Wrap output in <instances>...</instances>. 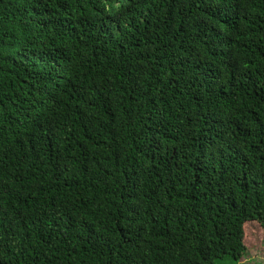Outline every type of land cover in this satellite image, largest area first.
Masks as SVG:
<instances>
[{"label":"trees","instance_id":"16d2710c","mask_svg":"<svg viewBox=\"0 0 264 264\" xmlns=\"http://www.w3.org/2000/svg\"><path fill=\"white\" fill-rule=\"evenodd\" d=\"M247 223L264 0H0V264L241 263Z\"/></svg>","mask_w":264,"mask_h":264},{"label":"rangeland","instance_id":"374dc122","mask_svg":"<svg viewBox=\"0 0 264 264\" xmlns=\"http://www.w3.org/2000/svg\"><path fill=\"white\" fill-rule=\"evenodd\" d=\"M248 224L249 223L245 224L242 227V231L245 233V236L247 237L246 238L247 239L246 243H248V247H249L248 255L242 260L241 263L235 262L234 260H232L228 256V257H225L222 260L216 261L215 264H264V243H261L260 245L258 244V240H259V242H262V239H263L264 236L262 235V233H261L260 229L258 228V226L255 227L254 225H250V226H253V228H255L254 230H255V232H257V234H256L254 232V230L250 229ZM256 243L259 246L252 247Z\"/></svg>","mask_w":264,"mask_h":264}]
</instances>
